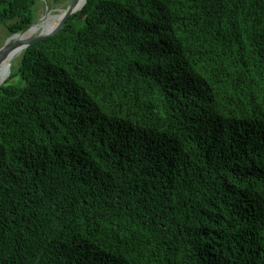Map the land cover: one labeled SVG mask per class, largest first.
<instances>
[{"label":"trees","instance_id":"1","mask_svg":"<svg viewBox=\"0 0 264 264\" xmlns=\"http://www.w3.org/2000/svg\"><path fill=\"white\" fill-rule=\"evenodd\" d=\"M39 2L0 0V25ZM0 264H264V0H86L26 48Z\"/></svg>","mask_w":264,"mask_h":264},{"label":"bare ground","instance_id":"2","mask_svg":"<svg viewBox=\"0 0 264 264\" xmlns=\"http://www.w3.org/2000/svg\"><path fill=\"white\" fill-rule=\"evenodd\" d=\"M85 0H80L77 3V7H80L83 5ZM63 10H60V13L54 16H51L48 18L49 12L45 14L42 18L39 19V21L35 24V26H31L24 32L17 34L13 37L14 40L18 41H24L40 32H47L51 29H53L59 22L60 18L62 17ZM23 43L21 42L17 46H13L8 51H6L1 59V65H0V85L7 79L8 73L12 66V61H14L16 58H18L24 51Z\"/></svg>","mask_w":264,"mask_h":264},{"label":"water","instance_id":"3","mask_svg":"<svg viewBox=\"0 0 264 264\" xmlns=\"http://www.w3.org/2000/svg\"><path fill=\"white\" fill-rule=\"evenodd\" d=\"M86 3V0L84 2L83 5H81L80 7H77V0H73L71 2V4L64 10L63 14H62V17L60 18L58 24L51 30L47 31V32H40L24 41H21L23 43V47L26 49L28 48L31 44L37 42V41H40V40H43V39H46L48 37H51L53 35H55L66 23V21L68 20V18L70 16H73L74 14H76L77 12H79L83 6L85 5ZM50 11V8L47 7V12ZM39 21V19L37 21H35L33 24H31L28 28H30L31 26H33L34 24H36L37 22ZM28 28H26L25 30H27ZM25 30L21 31V32H18V33H15L11 36V38H13L14 36H16L17 34H20L22 32H24ZM20 41L18 40H13L12 42H7L3 47L0 48V57L6 52L8 51L10 48H12L13 46H17L21 43ZM24 49V50H25ZM14 61H12V64H13ZM11 75V69L8 73V76L7 78ZM6 81V79H5ZM4 81V82H5ZM3 82V83H4ZM2 83V84H3ZM2 84L0 85V88L2 86Z\"/></svg>","mask_w":264,"mask_h":264},{"label":"rangeland","instance_id":"4","mask_svg":"<svg viewBox=\"0 0 264 264\" xmlns=\"http://www.w3.org/2000/svg\"><path fill=\"white\" fill-rule=\"evenodd\" d=\"M72 1L73 0H40L37 7V20L45 16V14L47 13V7L50 8L48 14L49 18L51 16L59 14L60 10L64 11L71 4ZM79 1L80 0H77V3ZM33 26H35V24ZM11 36L12 35H10L7 28L4 25H0V48L3 47L7 42H12L14 40L13 38H11ZM2 56L0 57V65ZM18 58L14 60L12 65L17 63Z\"/></svg>","mask_w":264,"mask_h":264}]
</instances>
